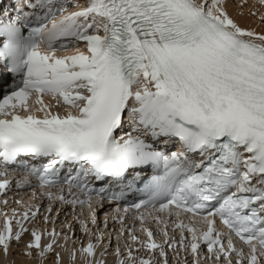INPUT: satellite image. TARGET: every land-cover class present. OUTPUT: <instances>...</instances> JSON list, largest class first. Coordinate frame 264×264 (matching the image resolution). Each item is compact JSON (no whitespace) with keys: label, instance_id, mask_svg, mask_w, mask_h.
I'll list each match as a JSON object with an SVG mask.
<instances>
[{"label":"snow or ice","instance_id":"6c2138e0","mask_svg":"<svg viewBox=\"0 0 264 264\" xmlns=\"http://www.w3.org/2000/svg\"><path fill=\"white\" fill-rule=\"evenodd\" d=\"M246 4L241 0L236 7ZM227 5L228 0L4 4L0 165L23 170L18 186H31L35 177L49 201L87 204L92 225L104 200L124 202V213L137 210L145 235L140 250L150 256L138 264H169L167 249L175 253L172 264H264V32L242 26ZM174 145L179 147L168 150ZM61 182L69 196L78 191L85 198L68 199L63 187L59 194L44 191ZM9 183L0 180V192ZM129 194L134 201L126 199ZM38 211L27 208L23 218ZM120 212L117 207L113 219L124 220ZM171 217L178 240L167 230ZM146 220L155 222V232ZM16 223L14 231L5 216V255L27 231ZM80 224L94 235L86 221ZM42 234L53 239L42 245ZM31 236L26 254L35 249L43 257L57 233L33 229ZM94 250L90 239L81 251L91 257ZM71 255L75 259L74 249ZM59 259L57 253V264ZM118 264H137L130 248Z\"/></svg>","mask_w":264,"mask_h":264},{"label":"bare ground","instance_id":"6f19581e","mask_svg":"<svg viewBox=\"0 0 264 264\" xmlns=\"http://www.w3.org/2000/svg\"><path fill=\"white\" fill-rule=\"evenodd\" d=\"M240 2L241 0L238 1V3ZM236 5H234L230 0H228V5H227L228 12L232 16L233 19H235L242 26L254 28L257 32H264V23H261V21H259L260 16L264 14V5H261L258 0H247V4L243 9L236 7ZM241 12L243 13L242 15H241ZM253 12H255L256 15H252ZM77 46L82 47V45H77ZM45 102L47 103L48 101L45 100ZM56 110L57 108L54 107L53 111H56ZM178 147H179L178 145H174L173 147L174 149L172 150H176V148ZM0 173L2 172L0 171ZM23 177L24 176H18L17 174H8V175L1 177V179H10V181L14 180L16 182V185L18 186L17 181L22 180ZM33 185H34L33 183L31 184V186L27 184H22L19 186L20 188H15L14 185L12 184L10 188H7L5 191L0 192V199H2L0 200V207L1 205H3V202L5 199L7 200L11 199V202H12L10 203L9 206L6 205L7 210L0 212V230L3 229L4 219L6 215L10 219L13 218L12 216L13 210H15V214H18V216H16L15 221L11 220V224H12L14 231L19 229V225H17L16 223V220L19 219L23 227L26 228L27 230L28 228H31V230H33L34 228H37L38 232H41L44 229L51 230V231L55 230L56 232L60 228L58 226L54 227V225H56L55 223L61 218L63 219V221L59 222V224L65 221L64 222L65 229H67V232L69 233L72 232V235L77 232V239L75 240H73V238L64 239L63 241H61L59 248L56 245L58 241H56L55 239V244L53 245L52 251H57L60 254L59 264H88L89 261L91 262V264H97L98 261L101 262V264H118L120 260H125V261L127 260L128 248L132 250V257L136 260V262L137 260L139 261L141 257L145 259L150 258L149 253H147L146 251L140 250V241L145 239L144 234L142 232H139L141 237H139L137 241H132L131 238L125 232L121 236L120 235L121 228L117 227L118 223H116V220L113 219V216L112 218L109 216L111 208L106 209L103 212L97 211L96 212L97 222L100 220L101 223L105 225L104 230H108V228H110V232H107V235H109L111 239H113L114 237V241H115V244H113L114 246L112 247L113 248L112 250L116 251V249L119 247L121 250V255L117 256L116 253L112 255V254H109V252L103 253L102 252L104 250L103 246L98 245L97 244L98 241L96 240V238H94L95 240L94 254L93 256L88 257L87 254L82 253L81 250L83 247H86L87 244L89 243V240L90 239L92 240L93 238L89 237L88 234H86L85 232L81 230L80 221L84 220L88 224H90V226L88 227L91 231L93 228L97 230V225H92L90 222V219H89L90 210H89L88 205L87 204L80 205L78 203L75 205L63 203L66 205V208L67 206H70L72 208V211L70 213L71 215L68 216L66 208L60 211L61 210V206L59 205L60 202L49 201L47 196H44L41 194V189H37ZM52 192L54 194H59V190L52 191ZM63 194L68 199H74L77 197L84 199L83 197L77 194H76V197L69 196V193L68 194L63 193ZM17 201H19V203H17ZM4 204H7V203L4 202ZM49 205H51L50 213L53 211L57 213L55 221H53V219L50 218L51 220L50 219L47 220L48 224H46L47 222H45V218H42V219H38L37 223L35 221L32 223L29 221V219L25 220L23 218V212L25 209L31 208V210L33 211L35 209L37 210V208L38 209L43 208V211L45 212V211H48ZM37 217L38 216H36V218ZM77 223L80 225L79 227L77 226ZM74 229H76V231ZM151 229L154 231L153 228ZM26 232L27 231L22 233L21 240L19 242H16L15 240H13L10 243V247L8 249L7 255H5L3 248H0V264H57V260L52 259L51 261H48V259L51 258L50 254L52 251L46 253L43 257H40L37 254V252H33L31 256L26 254L27 252L26 245L32 239V236H31L32 232H30L29 235H27ZM97 232L98 234L100 233L99 230H97ZM94 235L96 236L95 233ZM79 236L83 238L82 239L83 241L80 240L79 242ZM100 236L102 235L100 234ZM51 240L52 239L49 237L45 238L44 240L41 239V244L44 245L50 242ZM81 242H83V245ZM15 243H17V245H15ZM18 245H22L23 248H25L26 250H23V252L21 251L19 256H15V257L10 256L11 249L16 248V250L19 251L17 249ZM78 245H80V248H77ZM126 245L128 246L127 248H126ZM73 249L75 250V259H73L71 255ZM167 252H168L169 264H172L173 256L175 255V253L171 249H167ZM122 255L123 257H121ZM152 255L155 256L156 258H159L158 253H153ZM184 255H185L184 253H181V259H183Z\"/></svg>","mask_w":264,"mask_h":264},{"label":"rangeland","instance_id":"374dc122","mask_svg":"<svg viewBox=\"0 0 264 264\" xmlns=\"http://www.w3.org/2000/svg\"><path fill=\"white\" fill-rule=\"evenodd\" d=\"M6 1H8V0H3V3H2V5L3 4H6V3H8V2H6ZM83 0H81V2H82ZM234 5H236L237 3H238V1H240V0H230ZM1 5V4H0ZM259 21H261L260 19H259ZM261 23H264V22H261ZM55 102H53V104H54ZM0 200H2V199H0ZM4 202H6L7 204H4ZM4 202H3V205H1V207H0V209H2V210H0V212H2V211H5V210H7V206H9L10 205V203H12L11 202V199H9V200H7V199H5L4 200ZM7 205V206H6ZM42 207H43V205H42ZM67 210V215L68 216H70L71 214V211H72V208L70 207V206H67V208H66ZM33 211H36V209L35 210H33ZM44 211H43V208H41V209H39V213L37 214V216L39 217H32L31 215H29V221L30 222H36L37 223V221H38V219H42V218H45V216H47L48 217V220L51 218V219H53V221H55L56 220V215H57V213L55 212V211H53V212H49V211H45L44 213H43ZM17 213H19V212H17ZM13 216V215H12ZM16 216H18V214H15V217L13 216V218L11 219V220H13V221H15V219H16ZM50 219V220H51ZM68 219V218H67ZM39 221H41V220H39ZM61 221H63V219H59L55 224L56 225H54V227H59L60 229V231L59 230H57L56 231V233H57V236L55 237V239H56V241H58L57 243H56V245H57V247L59 248V245H60V243H61V241H63L64 239H65V237H67V238H69V239H71V238H73V240H75V239H77V232L76 233H74L73 235H72V232H67V229H65V225H64V222H62L61 224H59V222H61ZM46 224H48V222L46 223ZM96 225H97V230H99V235L101 234L102 235V242L101 241H99V242H97V244L98 245H101V246H103V253L105 252V253H108L109 252V254H115L116 253V251L115 250H112L113 248V244H115V241H114V237H113V239H111V237L109 236V235H107V232H110V228H108V230H104L105 229V225L104 224H102L101 223V221L99 220L97 223H96ZM48 226V225H47ZM77 226H79V224H77ZM88 226H90V224H88ZM34 229H36L37 230V228H34ZM45 230H47V229H44L43 231H41V233H44V231ZM75 231H76V229H74ZM97 230H95L94 228L92 229V233L94 234H98V232H97ZM38 231V230H37ZM59 231V232H58ZM30 232H32V230H31V228H28V230H27V232H26V234L27 235H29L30 234ZM47 232L48 233H51L52 231L51 230H47ZM80 235V234H79ZM26 237V236H25ZM51 238V239H53V237L51 236V235H43L42 234V236H41V239H45V238ZM92 240H91V242H93V244L95 243V240H94V238H95V235H93L92 236ZM83 238H81L80 236H79V242H80V240H82ZM83 241V240H82ZM82 243V245H83V242H81ZM15 245H17V243H15ZM105 245V246H104ZM110 246V247H109ZM0 248H2V246H0ZM77 248H80V245H78L77 246ZM17 249L19 250V251H17L16 250V248H13V249H11V251H10V256H13V257H15V256H19V254H20V252L22 251L23 252V250H26L25 248H23V246L22 245H18L17 246ZM27 251V250H26ZM33 252H36V250L35 249H33L32 250V253ZM58 252L57 251H52L51 252V254H50V256H51V258L50 259H48V261H51L52 259L53 260H56V254H57ZM121 257H123V255L121 256ZM137 264H138V260H137Z\"/></svg>","mask_w":264,"mask_h":264}]
</instances>
